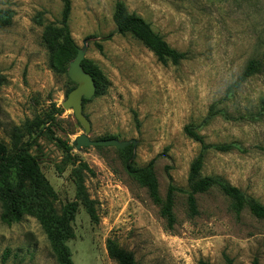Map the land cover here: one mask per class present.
I'll list each match as a JSON object with an SVG mask.
<instances>
[{"label": "rangeland", "instance_id": "1", "mask_svg": "<svg viewBox=\"0 0 264 264\" xmlns=\"http://www.w3.org/2000/svg\"><path fill=\"white\" fill-rule=\"evenodd\" d=\"M123 1L187 58L162 64L140 40L119 34L116 0H71L73 38L79 47L94 39L86 59L104 77L101 93L84 103L90 138L136 140L130 163L143 167L155 159L165 198L170 176L177 186L188 187L191 163L201 149L185 132L193 124L208 143L241 147L209 151L203 174L220 176L264 204V0ZM63 7L62 0H0V9L12 12L11 24L0 29V139L11 145L15 125L54 114L51 132L30 152L55 193V207L78 203L73 237L66 241L73 263L119 264L108 253L111 238L139 264H226V256L234 264H264V219L248 208L236 214L219 189L197 196L195 217L189 215L187 195L178 193L177 223L169 230L147 188L128 172L121 149H76L73 142L84 128L73 109L63 108L74 84L51 67L42 39L45 26L61 19ZM254 58L261 62L258 73L228 95V86ZM212 108L220 113L204 124ZM66 145L72 146V159L65 155ZM80 162L95 171H84L95 217L78 198L74 174ZM1 215L0 202V264H60L34 214L11 224Z\"/></svg>", "mask_w": 264, "mask_h": 264}, {"label": "trees", "instance_id": "2", "mask_svg": "<svg viewBox=\"0 0 264 264\" xmlns=\"http://www.w3.org/2000/svg\"><path fill=\"white\" fill-rule=\"evenodd\" d=\"M62 2L64 7L61 19L45 26L42 39L49 52L51 67L58 73L66 74L69 82L74 84L69 89V94L76 88L77 84L69 77L68 68L70 62L76 57L80 47L73 38L70 27L72 2L71 0H62ZM113 20L119 34H131L140 40L154 53L162 64L167 65L170 62L179 64L187 58V53L173 48L160 33L153 29L152 24L145 18L137 13L130 12L123 0H116ZM11 22L12 12L0 9V29L10 25ZM111 37L112 35L106 39L109 40ZM96 45L100 51H103L101 43L96 42ZM82 65L93 76L97 84L96 94H100L102 91L101 81L104 80L102 72L92 60L85 58ZM260 67L261 62L259 60L255 58L251 59L242 74L228 86L227 94L231 95L234 93L235 90L256 75ZM3 83L4 79L0 76V88ZM89 100L90 98H84V103ZM262 109L264 110V99L262 100ZM56 112L62 114L64 110L56 108ZM219 113L215 112L214 108H212L203 123H208ZM221 113L226 115L222 111ZM55 120L54 114H48L46 118L38 116L33 120H27L23 125H15L13 127L11 131V145L6 144L0 139L1 218L4 222L11 224L20 222L25 213L34 214L48 235L59 263L74 264L66 241L73 237L71 222L75 218L78 203H70L62 210H58L55 207V193L45 180L37 160L30 152L32 147L37 144V140L41 135L47 133V131L51 132L50 127L55 123ZM48 123L50 126H46ZM185 132L191 139L200 144L201 149L191 163L187 189L177 186L170 176V184L165 198L160 194L159 180L155 171V159L151 160L146 166L137 167L130 163V159L134 153V145L130 144L125 149L120 150L127 159V169L130 175L135 177L143 187L147 188L153 202L160 207V213L166 220L167 228L173 230L177 223L175 206L178 193L187 195L189 215L190 217H195L199 215L197 196L215 188L219 189L231 200L232 209L236 214H241L244 209L248 208L255 217L264 219V204L259 200L247 195L242 189L220 176L203 174L205 157L209 151L225 153L241 150V147L235 142L208 143L193 124L186 126ZM109 138L117 137L108 136L100 139ZM103 147L107 146H97V148ZM71 150L72 146H65V155L68 159H72L73 157ZM84 171L95 175V171L90 168L87 162L79 163V167L74 174L78 188V198L87 207L91 216L95 217L93 201L90 199L85 186ZM13 173L15 177H13ZM107 248L110 257L115 259L119 264H139L134 253L121 247L116 240L108 239ZM225 259L226 264H234V260L229 256H226ZM199 264L212 263L201 260Z\"/></svg>", "mask_w": 264, "mask_h": 264}, {"label": "water", "instance_id": "3", "mask_svg": "<svg viewBox=\"0 0 264 264\" xmlns=\"http://www.w3.org/2000/svg\"><path fill=\"white\" fill-rule=\"evenodd\" d=\"M91 41H94V39L87 38L84 41L83 47L79 48L76 57L70 62L68 68V75L77 86L69 93L68 98L63 103V108L67 110L73 109L76 119L84 128V133L77 136L73 145L77 150H81L87 146H115L119 149H125L130 144H133L134 148H136L137 141L134 139L119 140L117 138H109L92 140L90 138L92 124L84 113V98H92L95 96L97 85L93 76L84 69L82 62L86 58L88 44Z\"/></svg>", "mask_w": 264, "mask_h": 264}]
</instances>
